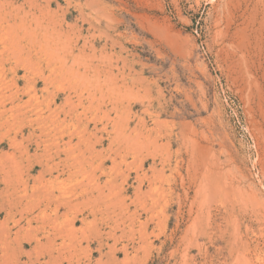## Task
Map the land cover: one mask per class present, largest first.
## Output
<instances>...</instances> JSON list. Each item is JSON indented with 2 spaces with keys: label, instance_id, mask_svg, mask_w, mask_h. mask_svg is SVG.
<instances>
[{
  "label": "rangeland",
  "instance_id": "1",
  "mask_svg": "<svg viewBox=\"0 0 264 264\" xmlns=\"http://www.w3.org/2000/svg\"><path fill=\"white\" fill-rule=\"evenodd\" d=\"M263 11L0 0V264H264Z\"/></svg>",
  "mask_w": 264,
  "mask_h": 264
},
{
  "label": "bare ground",
  "instance_id": "2",
  "mask_svg": "<svg viewBox=\"0 0 264 264\" xmlns=\"http://www.w3.org/2000/svg\"><path fill=\"white\" fill-rule=\"evenodd\" d=\"M237 3H238V2H237ZM233 4H234V3H233ZM247 6H248V5H247ZM256 6H257V5H256ZM263 12H264V11H263ZM230 13H231V12H230ZM232 15H233V14H232ZM226 17H227V16H226ZM257 17H258V16H257ZM227 18H229V15H228ZM233 18H234V17H233ZM247 18H248V17H247ZM230 19H231V18H229V19L227 20L228 22H227V21H226V22L229 23V20H230ZM247 20H248V19H247ZM230 21H231V20H230ZM261 21H263V20H261ZM244 22H245V21H244ZM259 22H260V21H259ZM259 22H258V23H259ZM263 22H264V21H263ZM263 22H262V23H263ZM227 23H226V24H227ZM233 23H234V20H233ZM246 25H247V24H246ZM259 25H260V24H259ZM261 25H262V24H261ZM263 25H264V23H263ZM226 26H227V25H226ZM231 27H232V26H231ZM237 28H238V27H237ZM248 28H249V27H248ZM218 29H219V28H218ZM228 29H229V28H228ZM238 29H239V28H238ZM242 29H243V28H242ZM242 29H241V30H242ZM261 29H262V28H261ZM255 30H256V29H255ZM230 31H231V30H230ZM223 32H225V31H223ZM227 32H228V30H227ZM227 32H226V33H227ZM238 32H239V31H238ZM255 32H256V31H255ZM231 33H232V32H231ZM256 34H257V33H256ZM223 36H224V35H223ZM226 36H227V35H226ZM230 36H231V35H230ZM240 36H241V35H240ZM224 37H225V36H224ZM241 37H242V36H241ZM261 37H262V36H261ZM242 38H243V37H242ZM232 40H233V39H232ZM228 41H229V40H228ZM234 41H236V40H234ZM229 42H230V41H229ZM231 42H232V41H231ZM231 42H230V44H231ZM241 43H242V42H241ZM241 43H239V44H241ZM235 44H236V43H235ZM229 46H230V45H229ZM240 46H241V45H240ZM240 46H239V47H240ZM239 49H240V48H239ZM143 125H144V124H143ZM147 137H148V136H147ZM53 138H54V137H53ZM142 138H143V137H142ZM149 140H150V139H149ZM152 142H153V141H152ZM142 143H143V142H142ZM150 143H151V142H150ZM151 144H152V143H151ZM161 150H162V149H161ZM161 150H160V151H161ZM62 163H63V162H62ZM203 166H204V165H203ZM23 195H24V194H23ZM68 200H69V199H68ZM72 204H73V203H72ZM191 208H192V207H191ZM235 229H236V228H235ZM241 233H242V232H241ZM240 242H241V240H240ZM230 251H231V250H230ZM231 252H232V251H231ZM231 252H230V253H231ZM236 252H237V251H236ZM230 256H231V255H230ZM237 256H238V255H237ZM234 258H235V257H234ZM228 259H229V258H228ZM230 259H231V258H230ZM234 260H235V259H234ZM230 261H231V260H230ZM235 261H236V260H235Z\"/></svg>",
  "mask_w": 264,
  "mask_h": 264
},
{
  "label": "crops",
  "instance_id": "3",
  "mask_svg": "<svg viewBox=\"0 0 264 264\" xmlns=\"http://www.w3.org/2000/svg\"><path fill=\"white\" fill-rule=\"evenodd\" d=\"M109 176L112 178V179H115V177L117 176L116 173L115 174H109Z\"/></svg>",
  "mask_w": 264,
  "mask_h": 264
}]
</instances>
